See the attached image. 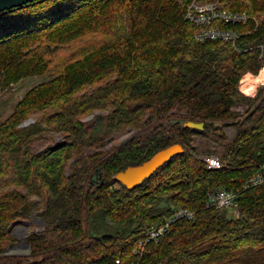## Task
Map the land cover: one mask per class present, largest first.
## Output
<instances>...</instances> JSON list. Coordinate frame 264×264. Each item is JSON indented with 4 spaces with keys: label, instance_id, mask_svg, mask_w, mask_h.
Segmentation results:
<instances>
[{
    "label": "trees",
    "instance_id": "obj_1",
    "mask_svg": "<svg viewBox=\"0 0 264 264\" xmlns=\"http://www.w3.org/2000/svg\"><path fill=\"white\" fill-rule=\"evenodd\" d=\"M192 1L33 0L0 12V85L45 77L0 122V264H264V185L242 188L264 161V84L253 97L239 90L263 66L264 0H195L248 16L212 22L234 40L201 41L185 18ZM126 128L137 131L104 147ZM198 140L225 141L220 168L206 167ZM174 143L183 152L135 188L115 180ZM219 187L238 189L237 215L206 207ZM33 199L43 227L26 236L28 254H7ZM177 208L194 219L140 252ZM105 218L115 227L100 228Z\"/></svg>",
    "mask_w": 264,
    "mask_h": 264
},
{
    "label": "built area",
    "instance_id": "obj_2",
    "mask_svg": "<svg viewBox=\"0 0 264 264\" xmlns=\"http://www.w3.org/2000/svg\"><path fill=\"white\" fill-rule=\"evenodd\" d=\"M185 18L194 22L199 27V30L195 35L196 40H234L237 36L235 32L227 31L219 25L213 24L212 22L215 19H218L223 22H230L233 24L244 23L247 20L248 16L245 12H231L228 10H223L219 7V4L217 2L207 3L196 2L195 0H193L189 4L188 9L185 12ZM263 83L257 84L256 86H262ZM239 90L241 91L240 82ZM245 95L253 97L255 95V91L251 95ZM202 161L205 163L207 168H220L222 166L220 160L216 155H207L202 158ZM258 185H264V161L256 168L254 173L248 178L242 188L245 189L249 186ZM238 193V189L233 190L225 187H219L218 189H216L215 191H211L207 195L205 205L206 207L214 209H231L234 214L237 215L238 210L236 197ZM179 219H186L188 221L193 220L194 212L185 208H177L174 209L170 213V215L167 216L165 220H163V222L149 226V228L146 230V236L145 239H143L144 241L140 240L138 242L139 251L142 252L141 250H143V246L147 242L156 243L165 233L168 232L170 226Z\"/></svg>",
    "mask_w": 264,
    "mask_h": 264
},
{
    "label": "rangeland",
    "instance_id": "obj_3",
    "mask_svg": "<svg viewBox=\"0 0 264 264\" xmlns=\"http://www.w3.org/2000/svg\"><path fill=\"white\" fill-rule=\"evenodd\" d=\"M218 1V0H216ZM219 2V1H218ZM261 46V52L264 53V44ZM264 56V55H263ZM263 65H264V58L262 59ZM250 73V72H249ZM256 75V74H253ZM258 76V75H257ZM257 76L253 77L256 78ZM247 77V76H246ZM245 78V77H244ZM244 78L241 80V89L246 88L252 83H261L264 82V79L262 80H256L251 83H243ZM45 77L43 75H32L23 77L22 79L10 83L9 86L0 85V122L3 121L11 112L13 106L16 104V102L25 94V92L32 87L34 84L39 83L43 81ZM264 84V83H263ZM262 84V85H263ZM261 86V85H259ZM259 86L255 87V93L257 91V88ZM249 90V89H248ZM247 90V91H248ZM246 109V105L244 104H238L235 107H233L234 111L238 112H244ZM92 115L88 116L87 118L91 117ZM33 120V119H32ZM34 121V120H33ZM32 121V122H33ZM137 130L126 128L119 132H115L111 135V139L106 141V145L104 147H109L110 145H118L125 140L129 136H131L133 133H135ZM225 132L227 133L228 137H231L235 133V129L233 127H226ZM224 140L219 141L218 143H215L213 140H198V150L197 153L201 157V159L207 154L217 155L219 154L220 150L222 149V146L224 144ZM31 209L30 214L28 218L19 221L17 224H14L11 228L12 235L16 238V241L13 245L9 246V249H6L5 253L7 254H13V255H26L30 252V247L27 248L26 245V236L31 231H39L43 227V223L41 221V217L38 215V212H40L38 204H36L35 199L30 201ZM163 204V203H161ZM227 216L233 217L235 216L234 212L231 209H227ZM98 224H100V228L104 225H110L112 227H115V224L110 221L109 219L105 218L104 220H96Z\"/></svg>",
    "mask_w": 264,
    "mask_h": 264
},
{
    "label": "water",
    "instance_id": "obj_4",
    "mask_svg": "<svg viewBox=\"0 0 264 264\" xmlns=\"http://www.w3.org/2000/svg\"><path fill=\"white\" fill-rule=\"evenodd\" d=\"M31 1L33 0H0V12L26 4ZM32 121L33 120L31 118H28L24 120L20 124V126H25L31 123ZM182 126L184 128L187 127L199 131L203 128V123L193 122L189 120L184 122ZM181 152H183V148L179 143L171 144L163 149L156 151L151 157H149L142 163L135 166H128L123 170L118 171L114 175V178L117 182H119L127 189H133L139 184H141L144 179L149 178L159 167L168 162L173 156ZM97 176L99 178V181H101V175H97L96 172H94L92 175L93 182L97 181ZM25 246L29 248V245L27 243Z\"/></svg>",
    "mask_w": 264,
    "mask_h": 264
},
{
    "label": "bare ground",
    "instance_id": "obj_5",
    "mask_svg": "<svg viewBox=\"0 0 264 264\" xmlns=\"http://www.w3.org/2000/svg\"><path fill=\"white\" fill-rule=\"evenodd\" d=\"M258 75V76H257ZM257 75H254V76H250V75H245L243 78H244V81H243V83H251V82H253V81H256V80H262V79H264V66L261 68V70L259 71V73L257 74ZM247 76V77H246ZM255 76H257L256 78H253V77H255ZM242 78V79H243ZM241 79V80H242ZM241 82V81H240ZM261 83H263V82H261ZM257 84H260V83H252V84H250L249 86H247L246 88H244V89H241V84H240V89H241V91L244 93V94H247V95H251V94H253V92L255 91V87H256V85ZM249 89V90H248ZM248 90V91H247Z\"/></svg>",
    "mask_w": 264,
    "mask_h": 264
},
{
    "label": "crops",
    "instance_id": "obj_6",
    "mask_svg": "<svg viewBox=\"0 0 264 264\" xmlns=\"http://www.w3.org/2000/svg\"><path fill=\"white\" fill-rule=\"evenodd\" d=\"M245 75H250V76H254L252 73H246Z\"/></svg>",
    "mask_w": 264,
    "mask_h": 264
}]
</instances>
